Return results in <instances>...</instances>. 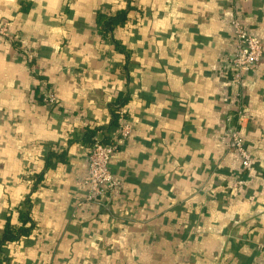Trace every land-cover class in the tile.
Segmentation results:
<instances>
[{"label":"crops","instance_id":"crops-1","mask_svg":"<svg viewBox=\"0 0 264 264\" xmlns=\"http://www.w3.org/2000/svg\"><path fill=\"white\" fill-rule=\"evenodd\" d=\"M234 19L264 44V0H0V264H264V51L234 87ZM239 93L243 173L225 137ZM119 109L120 188L86 204Z\"/></svg>","mask_w":264,"mask_h":264},{"label":"built area","instance_id":"built-area-1","mask_svg":"<svg viewBox=\"0 0 264 264\" xmlns=\"http://www.w3.org/2000/svg\"><path fill=\"white\" fill-rule=\"evenodd\" d=\"M233 37L236 42V50L233 55L227 58L225 69L228 70L231 77V83L234 87H241L244 77L256 67L262 58L264 44L256 37L251 35L237 19L231 23ZM0 37H5L14 41L10 37L5 25L0 24ZM240 93L237 94L235 102L234 118L236 125L229 128L226 137V147L231 150L239 160L240 171L243 173L248 170L252 157L246 149L244 142L245 108L241 103ZM44 101L53 103L54 98L50 94L44 96ZM132 133L131 126L125 119L122 111H118V127L116 135L110 137L105 142L102 136H95L89 148L87 156V172L81 183L85 190V202L94 203L98 206L104 204L109 196L120 188V181L112 175L110 163L113 155L119 148L122 141L127 140Z\"/></svg>","mask_w":264,"mask_h":264},{"label":"trees","instance_id":"trees-1","mask_svg":"<svg viewBox=\"0 0 264 264\" xmlns=\"http://www.w3.org/2000/svg\"><path fill=\"white\" fill-rule=\"evenodd\" d=\"M126 19H127V12L126 11H119L114 17H107V16H103L101 14H98L96 21H97V25L99 26L100 31H105V33H107V32H112L116 26L124 24ZM113 43L116 46V48H118V49L121 48L116 41H113ZM125 102H126L125 99L120 98L116 102V104L122 105ZM117 120H118V112L113 113V123L112 124L118 125ZM109 139L107 136H102V140L105 142H107ZM92 141H93V138H92ZM92 141H91V143H92ZM20 232H21V229H19V228L12 229V228H10V225H7V230H6L5 235L3 236V240H17L18 234Z\"/></svg>","mask_w":264,"mask_h":264}]
</instances>
